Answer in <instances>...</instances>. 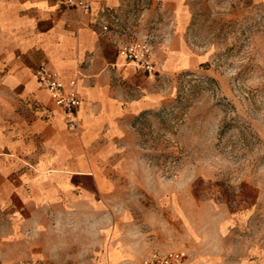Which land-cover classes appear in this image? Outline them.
I'll return each mask as SVG.
<instances>
[{
  "label": "rangeland",
  "instance_id": "obj_1",
  "mask_svg": "<svg viewBox=\"0 0 264 264\" xmlns=\"http://www.w3.org/2000/svg\"><path fill=\"white\" fill-rule=\"evenodd\" d=\"M150 2L128 5L130 30L152 42L164 101L129 116L100 167L102 192L0 214L2 263L108 264L116 244L128 250L120 264L168 249L187 263L264 251V0H186L179 41ZM162 43L181 47L164 73Z\"/></svg>",
  "mask_w": 264,
  "mask_h": 264
},
{
  "label": "crops",
  "instance_id": "obj_2",
  "mask_svg": "<svg viewBox=\"0 0 264 264\" xmlns=\"http://www.w3.org/2000/svg\"><path fill=\"white\" fill-rule=\"evenodd\" d=\"M91 1L93 12L85 14L57 0H0V214L102 192L107 178L100 167L117 149L129 116L147 114L165 99L155 73L148 78L118 50L120 41L132 38L128 5L137 0ZM149 6V12L159 6L161 24L173 27L162 31L179 41L191 18L186 0H151ZM101 17L110 31L102 29ZM157 48L158 71L173 70L181 47ZM39 64L58 70L77 89V128H68L63 110L36 78ZM246 249L232 259L203 251L183 264H264V251ZM125 251L116 244L106 261L120 264Z\"/></svg>",
  "mask_w": 264,
  "mask_h": 264
},
{
  "label": "built area",
  "instance_id": "obj_3",
  "mask_svg": "<svg viewBox=\"0 0 264 264\" xmlns=\"http://www.w3.org/2000/svg\"><path fill=\"white\" fill-rule=\"evenodd\" d=\"M60 5L74 6L85 14H91L94 6L91 0H57ZM102 29L110 31L111 27L101 17ZM118 50L125 59L149 73L156 70L153 58V45L148 37H132L119 42ZM38 81L47 89L53 102L60 107L65 116L68 128L78 126L77 109L81 98L76 88L70 86L61 73L46 64H39L34 70ZM185 254L181 250L168 249L162 252L153 251L143 259V264H183Z\"/></svg>",
  "mask_w": 264,
  "mask_h": 264
}]
</instances>
